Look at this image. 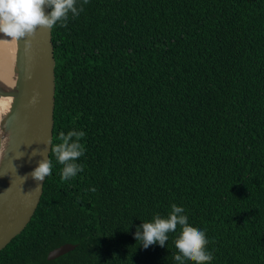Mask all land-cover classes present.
<instances>
[{"label":"trees","instance_id":"obj_1","mask_svg":"<svg viewBox=\"0 0 264 264\" xmlns=\"http://www.w3.org/2000/svg\"><path fill=\"white\" fill-rule=\"evenodd\" d=\"M81 5L51 29L52 141L84 131V170L62 182L49 153L0 264H177L179 227L163 248L134 239L172 204L206 233L211 264H264V0Z\"/></svg>","mask_w":264,"mask_h":264},{"label":"water","instance_id":"obj_2","mask_svg":"<svg viewBox=\"0 0 264 264\" xmlns=\"http://www.w3.org/2000/svg\"><path fill=\"white\" fill-rule=\"evenodd\" d=\"M49 11L44 6L46 15ZM26 39L31 45L27 50L24 39L14 40L12 87L0 85V98L11 99L0 124V148L8 137L5 156L0 161V250L25 229L37 208L44 181L34 180L30 173L48 158L50 146L46 141L52 139L55 61L51 29L38 27ZM34 95L37 102L33 105L30 101ZM34 151L44 155L33 156ZM74 248L72 244L61 245L50 251L47 259L58 258Z\"/></svg>","mask_w":264,"mask_h":264},{"label":"clouds","instance_id":"obj_3","mask_svg":"<svg viewBox=\"0 0 264 264\" xmlns=\"http://www.w3.org/2000/svg\"><path fill=\"white\" fill-rule=\"evenodd\" d=\"M78 0H0V35L14 40H25L26 50L30 48V40L35 30L40 28L52 29L57 23L66 21L69 14L78 16L83 11V6L77 7ZM88 0H83L87 4ZM44 6L50 11L46 15ZM37 102V96H33L31 104ZM86 133L82 130H70L66 134L61 131L58 135L59 143L52 139L46 141L50 146V154L60 164V179L68 181L81 173L83 165L78 163L79 158L85 154V147L81 143ZM43 156L44 153H32ZM17 157L16 159L21 158ZM53 161L50 155L42 159L38 166L30 173L36 181H44L52 173ZM39 189L37 187L32 192ZM95 191V189H91ZM180 228V234L174 244L177 250L174 260L177 264H211L212 253L208 250L209 243L206 233L196 227L189 225L184 209L176 204L171 205V211L166 217L155 215L151 222H145L136 229L134 239L143 248L147 249L152 245L165 247L169 239L168 234Z\"/></svg>","mask_w":264,"mask_h":264},{"label":"bare ground","instance_id":"obj_4","mask_svg":"<svg viewBox=\"0 0 264 264\" xmlns=\"http://www.w3.org/2000/svg\"><path fill=\"white\" fill-rule=\"evenodd\" d=\"M14 58H15V41L9 37L0 35V85L5 89H9L13 85L14 80ZM1 87V89L5 90ZM11 99L0 98V124L2 117L8 112L10 108ZM1 129V127H0ZM1 134V133H0ZM8 144V137L6 143L2 141L0 148V161L5 156V150Z\"/></svg>","mask_w":264,"mask_h":264}]
</instances>
